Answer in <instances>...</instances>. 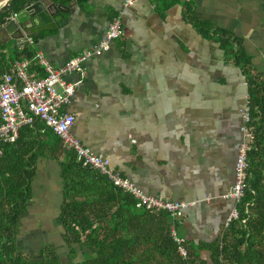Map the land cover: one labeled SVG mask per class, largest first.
<instances>
[{"label": "crops", "instance_id": "0c3cea01", "mask_svg": "<svg viewBox=\"0 0 264 264\" xmlns=\"http://www.w3.org/2000/svg\"><path fill=\"white\" fill-rule=\"evenodd\" d=\"M184 2L197 17L240 37L253 69L264 73V0H135L123 11L122 34L88 57L81 72L67 75L80 83L63 108L75 113L72 133L145 192L195 200L178 219V231L206 257L210 250L201 243L221 234L234 203L221 194L234 179L248 89L241 65L184 16ZM121 6L122 0L71 1L63 25L0 51V76L23 56L24 45L63 63L97 42ZM252 151L250 181L264 195V124ZM62 157L36 154L30 198L14 228L16 251L34 259L44 245L57 250V231L64 241Z\"/></svg>", "mask_w": 264, "mask_h": 264}, {"label": "trees", "instance_id": "16d2710c", "mask_svg": "<svg viewBox=\"0 0 264 264\" xmlns=\"http://www.w3.org/2000/svg\"><path fill=\"white\" fill-rule=\"evenodd\" d=\"M32 1L10 0L0 10V22ZM183 11L201 33L214 36L243 68L252 108L251 123L257 135L264 124V73L253 69L240 37L197 17L187 2L183 3ZM20 52L23 56L34 54L28 45ZM39 120L22 126L14 142L0 144V264H60V255L52 244L42 246L38 250L40 257L34 259L16 251L14 242V228L30 198L37 153L63 156L59 220L71 264H264V195L258 191L256 179L250 181L249 177V187L238 203L239 218L225 226L214 240L201 243L210 250L209 254L205 257L196 252L186 239L188 255L182 257L170 232L173 219L167 211L135 206L130 193L78 161L75 150L65 147L45 123L40 132ZM177 221L174 223L178 229ZM79 249L82 257L75 260Z\"/></svg>", "mask_w": 264, "mask_h": 264}, {"label": "built area", "instance_id": "2783aa9c", "mask_svg": "<svg viewBox=\"0 0 264 264\" xmlns=\"http://www.w3.org/2000/svg\"><path fill=\"white\" fill-rule=\"evenodd\" d=\"M134 2L135 0H122V6L109 20L104 35L59 65H54L41 50H37L32 56L17 57L11 62L10 68L0 76V144L14 142L22 126L31 125L36 119L42 120L61 138L65 147L75 150L78 161L98 170L114 185L130 193L135 200V206L150 211H167L173 219L170 232L176 241L177 252L186 257V238L180 234L174 220H178L184 209L195 200H176L145 192L122 174L108 156L94 151L72 133L75 113L63 108V105L71 100L75 87L80 83V79L70 80L67 75L73 71L81 72L88 57L107 50L111 42L122 34L123 11ZM15 14L16 12H13L11 16ZM26 40L31 42L32 37L29 35ZM251 110L250 95L247 92L240 113L239 129L242 139L237 146L234 160V179L231 186L221 194L234 201L226 216L225 226L239 218L238 203L249 187V152L256 139L251 123ZM241 220L245 221V217Z\"/></svg>", "mask_w": 264, "mask_h": 264}, {"label": "water", "instance_id": "95a60500", "mask_svg": "<svg viewBox=\"0 0 264 264\" xmlns=\"http://www.w3.org/2000/svg\"><path fill=\"white\" fill-rule=\"evenodd\" d=\"M10 0H0V10L7 6ZM75 2V0H71ZM56 0H34L25 5L16 14L7 16L0 22V51L8 52L9 47H15L27 39V35L38 33L55 27H60L67 20V7L71 6Z\"/></svg>", "mask_w": 264, "mask_h": 264}, {"label": "rangeland", "instance_id": "374dc122", "mask_svg": "<svg viewBox=\"0 0 264 264\" xmlns=\"http://www.w3.org/2000/svg\"><path fill=\"white\" fill-rule=\"evenodd\" d=\"M52 239L55 241L56 247H57V251L59 252L60 256H61V264H71V260L69 259V257L67 256V251H68V245L65 241L62 240L60 232L57 231L54 234V237H52ZM77 246V244H76ZM40 257V256H39ZM81 256V250L79 249L77 252V255L75 257V260L80 259Z\"/></svg>", "mask_w": 264, "mask_h": 264}]
</instances>
